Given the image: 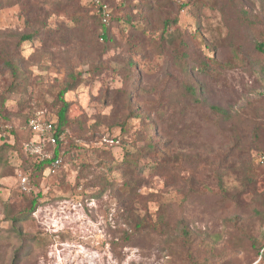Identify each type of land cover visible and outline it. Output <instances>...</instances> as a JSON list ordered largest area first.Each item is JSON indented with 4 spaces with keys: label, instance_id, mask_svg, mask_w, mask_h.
Instances as JSON below:
<instances>
[{
    "label": "rangeland",
    "instance_id": "374dc122",
    "mask_svg": "<svg viewBox=\"0 0 264 264\" xmlns=\"http://www.w3.org/2000/svg\"><path fill=\"white\" fill-rule=\"evenodd\" d=\"M240 8L257 12L259 4L244 0ZM99 15L111 20V45L100 40ZM24 34L35 38L16 47ZM229 42L244 54L235 57ZM3 57L19 65L16 87ZM259 58L233 12L216 0H0V122L20 131L30 120L55 123L56 93L70 76L81 80L64 96L70 123L63 163L38 186L22 190L24 159L0 143L8 161L0 165V264H187L163 244L180 221L194 234L197 264H264L249 239L264 245L252 193H264ZM128 61L138 74L132 112L123 94ZM184 83L199 87L200 99L228 110L232 121L222 124L207 108L177 104L174 92ZM147 122L154 152L142 140ZM95 150L137 164L109 172ZM104 176L110 186L95 197ZM125 180L136 183L131 207L149 224L127 242L119 239L127 231L118 192ZM38 193L35 212L13 222ZM159 216L167 219L163 232ZM231 218L235 223L226 224ZM18 231L36 238L30 254H19Z\"/></svg>",
    "mask_w": 264,
    "mask_h": 264
},
{
    "label": "trees",
    "instance_id": "16d2710c",
    "mask_svg": "<svg viewBox=\"0 0 264 264\" xmlns=\"http://www.w3.org/2000/svg\"><path fill=\"white\" fill-rule=\"evenodd\" d=\"M219 1L221 6L223 7L224 11L227 12H233L235 15V25L239 26L240 28L245 31L250 39H252L253 44V51L255 54L260 55L261 58L259 60L264 63V0H250L255 1L259 4L258 11H247L244 8H240V6L243 4L244 0H216ZM99 10H101V6H98ZM100 16V15H99ZM98 17V16H97ZM100 23L101 32L99 34L100 40L102 43L109 44L113 42V40L110 38V27H111V20H109L108 24L105 22ZM111 19V18H110ZM35 38L33 34H24L19 37H17L16 41V47L19 46L24 41H31ZM229 48L232 52V54L235 57L241 56V54H244L245 48L239 44H231L229 42ZM256 60V64H260V61ZM3 65L5 68L9 71V73L14 78V85H18V79L21 76L19 65L16 63L11 62L7 58H2ZM264 67V66H263ZM137 69L136 64L132 61H128L123 66V71L125 72V84L123 86V94L124 98L126 99V103L132 112V108L129 104V98L132 94V91L134 90V81L138 77V74L135 72ZM264 68H262V72L259 73V79L260 81L264 82ZM95 71H97V67L95 68ZM185 71V70H184ZM70 81H68L64 86L61 87V89L56 93V98L58 100V109L55 114L56 116V122H52L50 120H42L45 122H51L56 130L58 136L62 133H64V138L67 133L66 127L69 125V118H68V109L69 104L65 101L64 96L68 92L72 91L75 86L81 82L80 78L78 76H70ZM199 87H197L193 83H184L182 84L174 93L176 98L178 99L177 104H181L183 107L185 103L193 104L198 107H204L207 108L209 111V116L217 120L219 123H228L231 122L233 119V116L229 113L228 110L208 103L205 100H201L198 93ZM257 117H260L257 115ZM9 124H5L4 122H0V130L5 126ZM10 126V125H9ZM153 129L150 122H147L144 125V131H146L145 137H142V140H146V148H148V151H155L154 145L151 143V136L147 135L151 130ZM2 132L0 131V143L6 148H8L11 151H17L19 155L24 159V164H26V168L24 167L21 172V177L27 178V188L29 185H31V182L38 186L36 181H39L44 173L49 168L51 161L48 160H40L38 157L28 156L23 152V144L26 142H29L31 140H35L34 135L29 131L27 128V124L25 126V129L23 131L17 130L13 126H11V129L6 133V136L4 138L1 137ZM251 135L253 136L252 141L254 143L258 142L260 140V130L259 126L257 124L253 125V128L251 130ZM63 138V140H64ZM62 140V141H63ZM62 141H59L57 145H55L53 148H50V150L53 153V158H60L61 159V165L63 163V159L61 157V146ZM144 148V149H146ZM147 150V149H146ZM93 154L97 155L100 159V165H104L107 167V170L110 172L112 169H118L120 165H123V167H126L127 169L135 168L137 164V160L134 158H131L129 156H126L122 159L121 163H117L109 154H107L104 151L98 152V150H95ZM262 157H264L262 155ZM260 157V158H262ZM7 156L0 157V165L4 166L7 164ZM264 162V161H263ZM262 162V163H263ZM60 165V166H61ZM107 175V174H106ZM248 182H252V180H248ZM110 183L108 179L103 177L102 180L98 181V184L102 186V189L99 190L95 197H99L103 193V189L110 186ZM136 183L131 180H125L122 183V188L119 190V201L122 208V221L123 224L127 227V231H123L122 237L119 238L123 242H127L131 239L132 236H134L136 233H140L143 228L148 227V222L145 220L144 217H140L135 211L133 210L132 202H134L133 198L137 194L135 191ZM29 190V189H28ZM220 190L222 194L224 195V199L226 196V190L222 187H220ZM254 197V202L257 204V208L255 210V217L259 220L262 227H264V193L257 194L255 191L252 192ZM41 198V194L38 193L37 197L31 200L30 207L28 210H22L14 214L11 219L13 222H22L25 221L28 217L31 216L32 213L35 212L36 208L39 206L38 200ZM236 219L231 218L225 220L226 224H229L230 222L235 223ZM158 227L161 228V232L165 230V227H167V219L164 216H159V222L157 224ZM18 237L23 241V245L20 248V253L22 254V251H25V253H29L33 249V241L36 239L34 237H28L25 236L22 231L17 232ZM249 239L253 243V247L257 250V256L260 257V260L262 263H264V245H259L258 239ZM195 237L193 232L189 229L187 224L183 221L176 223V232L167 233V237L163 241L164 248L167 252L172 254L174 257H177L180 261L186 262L187 264H197V262L194 260L193 254L191 252V247H193ZM234 247H238V242L232 243ZM238 249V248H237ZM263 249V252L260 253V250ZM30 256V255H29ZM205 264V263H202ZM209 264V262H208Z\"/></svg>",
    "mask_w": 264,
    "mask_h": 264
},
{
    "label": "built area",
    "instance_id": "2783aa9c",
    "mask_svg": "<svg viewBox=\"0 0 264 264\" xmlns=\"http://www.w3.org/2000/svg\"><path fill=\"white\" fill-rule=\"evenodd\" d=\"M103 16H107L105 7H101ZM27 128L34 135L35 140H31L23 144V152L28 156L38 157L40 160L51 161V164L47 171H54L61 165L60 158H53V153L50 148H53L59 141L64 138V133L58 136L55 126L51 122H45L42 120H30L27 123ZM11 129V126L5 125L0 131L1 137L4 138L6 133ZM264 161V157L261 158ZM27 178L22 177L20 179V187L23 191H27Z\"/></svg>",
    "mask_w": 264,
    "mask_h": 264
}]
</instances>
